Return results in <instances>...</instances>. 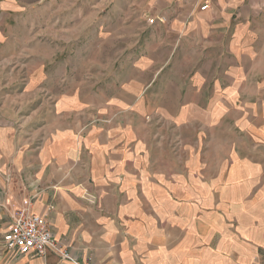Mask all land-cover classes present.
Listing matches in <instances>:
<instances>
[{
    "label": "crops",
    "instance_id": "obj_1",
    "mask_svg": "<svg viewBox=\"0 0 264 264\" xmlns=\"http://www.w3.org/2000/svg\"><path fill=\"white\" fill-rule=\"evenodd\" d=\"M0 68L2 245L30 207L71 255L0 264H264V0H0Z\"/></svg>",
    "mask_w": 264,
    "mask_h": 264
},
{
    "label": "built area",
    "instance_id": "obj_2",
    "mask_svg": "<svg viewBox=\"0 0 264 264\" xmlns=\"http://www.w3.org/2000/svg\"><path fill=\"white\" fill-rule=\"evenodd\" d=\"M207 7L205 4L201 9ZM3 246L24 255L34 254L43 258L52 251L61 259L71 260L69 251L55 238L47 216L34 212L30 207L15 210L11 227L4 234Z\"/></svg>",
    "mask_w": 264,
    "mask_h": 264
},
{
    "label": "rangeland",
    "instance_id": "obj_3",
    "mask_svg": "<svg viewBox=\"0 0 264 264\" xmlns=\"http://www.w3.org/2000/svg\"><path fill=\"white\" fill-rule=\"evenodd\" d=\"M57 8H60V7H57ZM45 24H46V21L45 20H41V26H43V27H42V29L40 28L38 30L41 33L38 36V42L39 43L45 42V40H43V42H42V41H40V39L42 37L45 39L46 35H51L52 34V36H47L50 39V40H48L47 43L52 45L51 46V50L55 51L57 53V55L55 56V59H58V58H60L63 55V51H66V49H64V48L68 45L67 40L69 38H71V36H61V35L58 36L56 34H53L56 30L48 31V33H47ZM21 44L23 46H26L27 49L24 50L26 47H23L22 50L18 49V52H16L15 54L11 53V58H13L15 55L18 56L17 60H21L20 61L21 64L18 65L17 67L15 65L14 67L13 66L12 67H7L5 69V74L7 72L8 75L16 73L15 75L19 74L21 77L23 76L22 82L14 89V91H18L19 89H21V90L24 89V87H25V76L28 74V71H29V69L27 68V66H28L27 63L28 62L26 61V59H28V51H30V50H28L29 49V45H30V37L29 36L23 37ZM36 48H37L38 52L41 53L42 56L47 55V52L50 53V50H49V48L47 49V46H46L45 43H43L41 45H38ZM86 55L92 56V53L86 52ZM74 58H77V54H76V56ZM38 63L40 64L41 61H39ZM1 71L3 72L2 68H0V72ZM18 83H19V80L12 87H15ZM35 102L36 101H27V100H25V103H26L25 106L26 107L33 106V103H35ZM2 246L3 245H2V242H1V236H0V251H2Z\"/></svg>",
    "mask_w": 264,
    "mask_h": 264
}]
</instances>
